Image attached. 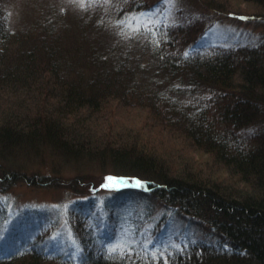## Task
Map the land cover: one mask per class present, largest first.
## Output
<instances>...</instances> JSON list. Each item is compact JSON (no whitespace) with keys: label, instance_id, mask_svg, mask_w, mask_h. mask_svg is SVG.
<instances>
[{"label":"trees","instance_id":"16d2710c","mask_svg":"<svg viewBox=\"0 0 264 264\" xmlns=\"http://www.w3.org/2000/svg\"><path fill=\"white\" fill-rule=\"evenodd\" d=\"M84 1L89 13L70 29L48 12L34 28L15 31L0 11V193L11 179L61 182L66 163L77 167L76 178L88 163L109 165L118 173L109 174L108 190L132 183L116 188L117 197L155 198L201 217L227 249L208 243L184 257L157 250L144 241L164 245L168 222L147 235L138 224L154 219L144 211L126 222L131 230L117 233L104 209L91 215L92 223L102 222L90 224L87 243L74 238L79 258L49 252L48 232L56 227L39 226L37 217L0 220V228L7 223L0 264H264V128L253 127L264 112V38L217 53L219 46H201L207 29L132 22L138 32L112 39L103 35L108 26L128 31L125 18L165 8L167 0H110L105 13L102 0ZM201 1L240 21L264 18V0ZM241 1L257 13L237 11L233 2ZM112 110L128 121L133 113L149 118L122 123ZM46 161L50 174L28 172Z\"/></svg>","mask_w":264,"mask_h":264},{"label":"rangeland","instance_id":"374dc122","mask_svg":"<svg viewBox=\"0 0 264 264\" xmlns=\"http://www.w3.org/2000/svg\"><path fill=\"white\" fill-rule=\"evenodd\" d=\"M89 2L91 5L90 0ZM101 2L106 8H101L99 11L105 13L103 10L108 9L111 2L110 0H102ZM233 4L237 11L248 13L249 17L257 13L253 7L248 6L245 2H233ZM84 7L85 1L82 2V0H0L1 14L4 11L6 12L11 29L15 31L34 28L37 22L41 23L42 18L48 12L57 16L56 20L58 21H55L56 24L67 26L70 29V24L78 26V18L80 19L82 15L89 13L84 11L87 8ZM257 19L240 21L226 12L208 10L201 0H196V2L180 0L179 4L174 5V7L166 6L162 9L157 8L155 11L132 14L129 18H125V21H128V31H123L126 28L121 30L108 26L109 30L103 32V35L110 36L112 39L116 36L121 40H128L127 35L132 34V32L127 34L129 30L133 32L137 30L138 32L140 28L138 26H130L132 22H137L136 24L144 22V24L146 23L149 26L154 24L163 26L171 23V25L176 26L171 29L172 31L177 30L179 25L182 30L192 27L195 32L199 29L202 31L207 29L206 38L201 42V46L204 48L215 46L212 49H216V46H219L217 53H222L230 49L237 50L238 47L243 48V46L249 44L254 46V43L261 42V39L264 38V18L256 21ZM107 37H104V39ZM115 111L112 110V117L124 120L122 123L127 122L139 125L141 122L145 125L149 118L148 115L142 113H133L128 121V118H120V112L116 113ZM257 124L264 128V112L259 121L253 124V127H256ZM220 132L224 133L221 130ZM256 135L258 134H253V137ZM18 162L19 166L23 163L20 160ZM47 162L34 164L32 167H27V170L30 173L38 172L40 176L50 174L51 166ZM38 163H41V161ZM83 168L85 174L80 178H76L80 176L78 175L77 167L66 163L62 170L64 174L61 173L60 175L62 176L61 182L55 181L53 184H47L48 182L40 180L41 178L33 183L26 182L23 178L20 180H9L10 186L7 187L8 189L0 193V220L4 219L6 222L8 218L12 219L14 217L21 223H24L23 220L30 223L35 220L34 217H37L40 222L39 226L47 224L51 227H56L48 232L50 239L54 240L53 244L48 245L49 252L56 255L61 254L68 258L80 257L83 250L81 247L77 248L78 245L75 244L74 238L77 237L80 242L87 243L85 231L89 230L90 224L99 226L100 222H102V220L99 222L93 220L92 223L91 215L93 214L94 217L97 215L102 216L103 212L98 213L97 211H103L104 209L108 211L106 213V221L111 227L110 230L113 228L117 233H122L125 227L128 229L126 222L132 224L133 219L138 215H143L142 212L144 211L148 216V220L154 219L152 222L143 221L138 224L140 231L143 228H148L146 230L148 231L147 235L150 234V230L154 231L159 221L168 222L160 232L161 239L164 240H161V242L164 245H161L152 237L145 240L144 243L155 247L157 250L172 249L170 251L179 252L181 257L188 253V249H198L200 246H205L208 243L214 244V242L217 243L215 246H219L223 241L222 236L203 218L190 214L184 215L173 208L163 207V203L161 204L158 199H145L142 195H134L130 198L126 195L117 197L116 191L119 190L116 188H119L120 185L125 188L132 183L115 182L113 184L115 188L108 190L106 181L109 174L118 173L109 165L101 168L99 164L88 163ZM109 181L112 182L113 180ZM81 216L82 218H80ZM5 222L1 224L0 231L5 229L4 224H7ZM81 224L86 226L82 227ZM27 226L29 228L33 227L30 224ZM128 230L131 229L129 228ZM139 234L141 233L139 232ZM27 236H34V233H30ZM30 238L32 239V237ZM27 241L29 242V240ZM42 242L45 243L46 241ZM39 244L41 245V243ZM183 246L186 248L183 249ZM221 246L227 249L226 244ZM14 249V247H11L8 251L5 248L3 255L6 254V251L10 252Z\"/></svg>","mask_w":264,"mask_h":264},{"label":"snow or ice","instance_id":"6c2138e0","mask_svg":"<svg viewBox=\"0 0 264 264\" xmlns=\"http://www.w3.org/2000/svg\"><path fill=\"white\" fill-rule=\"evenodd\" d=\"M82 2H84V0H82ZM92 2L95 3L96 0H92ZM175 2H176V0H167V4H168L169 7H174ZM109 179H111V178H109Z\"/></svg>","mask_w":264,"mask_h":264}]
</instances>
